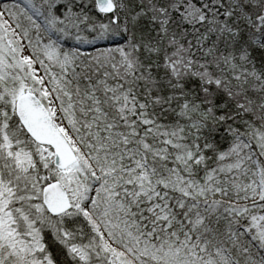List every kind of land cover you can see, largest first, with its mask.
Segmentation results:
<instances>
[{"label": "snow or ice", "instance_id": "snow-or-ice-1", "mask_svg": "<svg viewBox=\"0 0 264 264\" xmlns=\"http://www.w3.org/2000/svg\"><path fill=\"white\" fill-rule=\"evenodd\" d=\"M0 264H264V0H0Z\"/></svg>", "mask_w": 264, "mask_h": 264}]
</instances>
